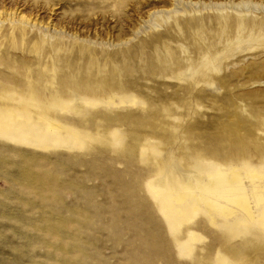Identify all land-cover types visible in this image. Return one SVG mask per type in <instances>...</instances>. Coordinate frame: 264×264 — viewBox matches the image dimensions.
I'll list each match as a JSON object with an SVG mask.
<instances>
[{"label":"rangeland","instance_id":"obj_1","mask_svg":"<svg viewBox=\"0 0 264 264\" xmlns=\"http://www.w3.org/2000/svg\"><path fill=\"white\" fill-rule=\"evenodd\" d=\"M0 264H264V0H0Z\"/></svg>","mask_w":264,"mask_h":264},{"label":"bare ground","instance_id":"obj_2","mask_svg":"<svg viewBox=\"0 0 264 264\" xmlns=\"http://www.w3.org/2000/svg\"><path fill=\"white\" fill-rule=\"evenodd\" d=\"M231 174L232 177L230 180L224 179V173L221 171L215 176L210 177L207 182L198 180L197 186L203 191L199 199L206 201L207 204L209 203L214 208L223 209L225 206L211 199L210 195L212 194L224 199L225 202H236L243 210L248 211V203L245 200L247 191L244 186L239 183V175L234 171H232ZM213 184H216L215 188L211 187ZM227 190L228 192H226ZM251 191L253 194H256V186L252 185ZM237 197L240 198L239 201L236 199Z\"/></svg>","mask_w":264,"mask_h":264}]
</instances>
